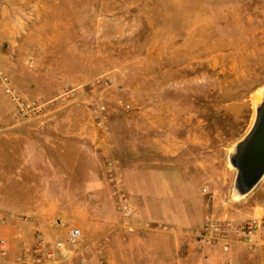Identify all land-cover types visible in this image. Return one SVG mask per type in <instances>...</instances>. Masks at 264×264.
Here are the masks:
<instances>
[{
	"label": "rangeland",
	"instance_id": "rangeland-1",
	"mask_svg": "<svg viewBox=\"0 0 264 264\" xmlns=\"http://www.w3.org/2000/svg\"><path fill=\"white\" fill-rule=\"evenodd\" d=\"M0 68L19 100L0 82V162L8 138L16 167L17 137L24 155L53 158L48 171L8 181L24 192L11 197L17 210L1 207L0 174V211L35 220L33 194L51 203L77 188L43 143L74 135L96 157L122 125L168 171L145 179L143 205L156 219L197 200L205 214L236 219L264 204V179L232 197L227 160L264 89V0H0Z\"/></svg>",
	"mask_w": 264,
	"mask_h": 264
},
{
	"label": "crops",
	"instance_id": "crops-1",
	"mask_svg": "<svg viewBox=\"0 0 264 264\" xmlns=\"http://www.w3.org/2000/svg\"><path fill=\"white\" fill-rule=\"evenodd\" d=\"M115 132L112 146L94 147L96 157H92L86 142L74 135H70L71 139L48 141L41 147L34 145L54 149L69 163V174L64 178L78 184L59 198H52L51 203L44 193L33 194L29 211L37 214L35 220L0 223V240L6 241L7 261L19 254L22 244L32 245L37 232L46 241H54L64 239L67 230L74 228L82 236L71 246L73 253L65 264H264V250L250 252L244 245L233 243L224 252L219 245L209 246L198 240L196 233L206 215L198 200L192 208L184 203L180 207L168 206L161 219H156L143 205L147 195L145 179L161 177L168 171L160 163L155 165L143 139L136 141L132 137V125H122ZM17 138L16 147L22 152H18L14 168V159L8 156L13 143L8 138L2 143L0 174L1 180L7 182H3L1 189V207L6 211L17 210L11 197L24 195L23 191L10 193L6 189L8 181L32 179L33 175L26 174L48 171L53 163L52 156H44L46 152L24 155L25 145ZM106 156L112 160L128 196L133 211L132 233L123 229L115 211L105 173ZM135 181L141 186H135ZM0 264L6 261L3 259Z\"/></svg>",
	"mask_w": 264,
	"mask_h": 264
},
{
	"label": "built area",
	"instance_id": "built-area-1",
	"mask_svg": "<svg viewBox=\"0 0 264 264\" xmlns=\"http://www.w3.org/2000/svg\"><path fill=\"white\" fill-rule=\"evenodd\" d=\"M0 82L3 84L6 94L19 102L15 89L1 68ZM28 108V105L25 108L20 106L23 112L28 111ZM105 173L120 224L127 233H132L133 211L112 161L106 162ZM14 220L24 222L27 219L18 214L0 211V223ZM81 236L80 230L73 228L67 230L64 239L46 241L37 232L35 242L32 245L22 244L19 254L12 261L6 260L8 257L7 244L6 241L0 240V262L4 259L6 264H65L72 256L71 246L75 245ZM196 237L205 245L221 246L224 252H228L233 243L244 245L250 252L264 250V204L253 208L249 215L238 219L228 215L217 216L213 213H207Z\"/></svg>",
	"mask_w": 264,
	"mask_h": 264
},
{
	"label": "water",
	"instance_id": "water-1",
	"mask_svg": "<svg viewBox=\"0 0 264 264\" xmlns=\"http://www.w3.org/2000/svg\"><path fill=\"white\" fill-rule=\"evenodd\" d=\"M254 105V117L245 135L228 153V164L234 170L231 195L235 199L249 196L264 179V89Z\"/></svg>",
	"mask_w": 264,
	"mask_h": 264
},
{
	"label": "bare ground",
	"instance_id": "bare-ground-1",
	"mask_svg": "<svg viewBox=\"0 0 264 264\" xmlns=\"http://www.w3.org/2000/svg\"><path fill=\"white\" fill-rule=\"evenodd\" d=\"M259 101H260V93H258V94L256 95V97H254L253 102H254V104H257V103H259Z\"/></svg>",
	"mask_w": 264,
	"mask_h": 264
}]
</instances>
